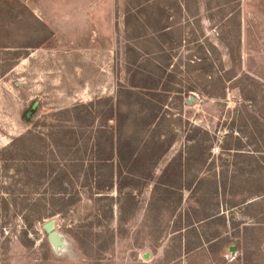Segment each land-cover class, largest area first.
<instances>
[{"label": "rangeland", "instance_id": "obj_1", "mask_svg": "<svg viewBox=\"0 0 264 264\" xmlns=\"http://www.w3.org/2000/svg\"><path fill=\"white\" fill-rule=\"evenodd\" d=\"M0 264H264V0H0Z\"/></svg>", "mask_w": 264, "mask_h": 264}, {"label": "trees", "instance_id": "obj_2", "mask_svg": "<svg viewBox=\"0 0 264 264\" xmlns=\"http://www.w3.org/2000/svg\"><path fill=\"white\" fill-rule=\"evenodd\" d=\"M33 16H34V14H33ZM35 18H37V17L35 16ZM38 21H40V20L38 19ZM45 29H46V27H45ZM230 48H231V46H230ZM152 54H153V56H150V55L143 56V55H140L137 53V57H135L132 61H129L127 63L128 72L130 73L129 74V80H128L127 84L122 86L121 90L118 92V97H123V94L126 95L128 97L127 102L130 101V103H127L129 108L127 111H125L124 120L122 119L123 123H122V125H120L119 134H117L119 127L115 126L111 129L110 136L106 140V142L107 141L109 142V148L108 149H109L111 155L106 159L99 160V163H106V162L110 161L114 155V150H116V156H117L119 165H121V164L127 165V163L133 159V155L135 154L137 148H136V146H134L132 144L131 141H129L131 138L123 136V132L126 136L133 135V134H131V126L134 124L135 125L137 124L136 120H137V118H139V116H141L138 114L144 113L145 111H148L149 110L148 108H150L152 105L151 101H149L147 99L146 100L142 99V97H140L139 95H136V93L138 91L143 90V89H154L160 82V80L156 79V76H158V74L157 75L155 74L156 71L151 70V69L145 70V68H146L145 65L148 64L149 66H151L153 68H157V70L163 66L168 67L170 65L167 63L165 64V62L158 61L156 54L155 53H152ZM166 59L168 60V59H170V57L167 55ZM231 59L233 60V58H231ZM197 62H202V60H199ZM164 73H165V70L162 69L160 76H162ZM142 83H144V84H142ZM150 84H151V87H148V85H150ZM248 98H250V96H248ZM249 100L255 101V98H250ZM134 102H136L142 106V108L139 111L134 110ZM80 106H84V105H76L72 110L76 111L77 109L80 108ZM117 108L118 107L116 106V109ZM114 109H115V107H111V109L109 110V112H110L109 115L104 120L105 122H104V125L102 126L103 128H100V129H104L103 130L104 133L107 132L106 122L108 123V121L113 120V119L117 120V116L115 115ZM118 110L120 113L121 110L120 109H118ZM87 113H88L87 116L91 117V115H92L91 111H88ZM83 117L84 116H82L79 112V113H76L75 119H78V121H79V119H81ZM156 118H157V114L155 112L150 114V116L149 115L148 116H142L141 117V121H142L141 125L151 127V125L153 124V121L157 120ZM119 119H120V116H119ZM77 123L74 126V128L78 127L79 129H82L83 127L80 125H77ZM65 132H66V130H62V133H65ZM134 133H136V132H134ZM127 134H130V135H127ZM52 138H53V136H52ZM126 138H128V140ZM16 140L27 141L28 145L30 146L28 148H30L32 153H34V149H38L37 147H35L37 142L43 141L45 139H42V138L38 137L36 134H34L32 131H29L27 134L14 139L12 141V144H11L12 147L15 146ZM52 140L54 142V139H52ZM158 140L160 141L161 144H164V141H163L164 139L160 140V138H158ZM39 146H41L40 143H39ZM53 148L60 149L61 147H60L59 142L55 141ZM126 155H129L127 158L128 160L126 159ZM123 160H125V162H122ZM179 160H181V159H179ZM179 175H182V174L179 173Z\"/></svg>", "mask_w": 264, "mask_h": 264}, {"label": "water", "instance_id": "obj_3", "mask_svg": "<svg viewBox=\"0 0 264 264\" xmlns=\"http://www.w3.org/2000/svg\"><path fill=\"white\" fill-rule=\"evenodd\" d=\"M50 227H51V223H48V224L46 225V229L49 230Z\"/></svg>", "mask_w": 264, "mask_h": 264}]
</instances>
